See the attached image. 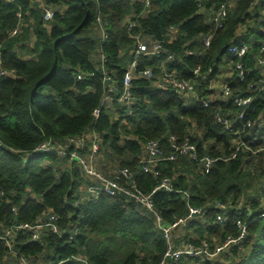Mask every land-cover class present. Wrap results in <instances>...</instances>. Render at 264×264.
I'll use <instances>...</instances> for the list:
<instances>
[{"label":"trees","instance_id":"16d2710c","mask_svg":"<svg viewBox=\"0 0 264 264\" xmlns=\"http://www.w3.org/2000/svg\"><path fill=\"white\" fill-rule=\"evenodd\" d=\"M46 0L54 11L50 22L44 19V6L35 0H0V224L9 228L19 223L35 224L48 214L59 216L60 232L44 230L39 239L21 230L13 238L15 260L45 264H264V0ZM222 3L228 17L222 28H215L211 13ZM105 18L102 38L97 17ZM134 17L137 28L128 30ZM176 34L169 40V29ZM18 30L15 35L12 33ZM213 35L211 46L201 55L202 38ZM164 40L166 56L144 57L137 69L161 68L192 78L191 70L201 64L212 67L229 83L233 94L228 101L213 100L210 107L188 105L184 95L166 89L154 93V82L134 80L133 113L123 116L124 108L113 101L102 105L106 92L104 71L121 81L131 64L135 37ZM245 43L247 55L241 59L250 71L244 81L235 71L238 58L229 54L232 44ZM105 56V68L100 60ZM2 72L5 74L3 75ZM116 73V75H115ZM82 75L83 78L78 77ZM201 85L200 96L208 92ZM251 96L246 122L235 123L229 131L215 120L220 112L233 121L241 111L233 99ZM115 106L120 115L115 117ZM101 111L98 118L95 112ZM99 138V169L107 176L129 168L137 186L151 194L165 178L181 193L157 191L152 200L164 225L187 219L189 207L202 209L179 225L182 241L195 245L207 242L211 248L228 235L244 238L230 256L212 260L182 257L164 259L168 249L163 232L145 207L125 194L102 192L76 205L82 188L92 184L76 160L56 150L39 152L44 144L60 145L59 150H75L70 139L88 135L85 146ZM189 138L197 148V159L183 155L158 163L160 175L144 173L141 164L144 145L158 140L165 156L173 153L170 142ZM59 152V151H58ZM237 152L235 158L233 154ZM216 159L205 173L202 159ZM46 163V164H45ZM112 177V176H109ZM222 205L224 208H220ZM17 209V214L13 213ZM227 217L218 222L217 217ZM177 229V230H178ZM61 233V234H60ZM180 244L179 239L175 240ZM9 248L0 240V263L9 258ZM81 260H79V259Z\"/></svg>","mask_w":264,"mask_h":264},{"label":"built area","instance_id":"2783aa9c","mask_svg":"<svg viewBox=\"0 0 264 264\" xmlns=\"http://www.w3.org/2000/svg\"><path fill=\"white\" fill-rule=\"evenodd\" d=\"M7 2H14L15 0H5ZM41 3V6H44L45 16L44 19L46 22H50L54 17V11L52 8H49L48 5H44L46 0H35ZM147 5L149 0L146 1ZM228 17V6L226 3H222L216 10L211 13L210 21H212L215 28H222L225 25V21ZM97 24L100 27L102 38H105L104 27L107 24L105 18L101 15L97 17ZM128 30L132 31L134 28H137L138 24L134 20H128ZM18 30H15L12 34L15 35ZM176 34V29L171 27L169 29L168 38L169 40L173 39ZM136 46L131 52V64L125 70L121 81H118L115 77V82L112 80V75L109 72L104 71V83H106V92L103 98L102 105H105L112 101V94H115V102L124 108L123 116H130L133 113V104L134 100L132 97V87L134 80L138 78H144L146 80H151L154 82V93L163 91L166 89H171L176 91L179 94L184 95L186 98V103L188 105L201 103L205 107H210L214 99L220 98L222 102H226L231 98L233 90L229 83H225L221 80L219 75L212 76L214 69L212 67H207L204 70L203 66L199 64L194 67L191 72L192 78H187L181 76L177 71H169L166 67L161 68V73L156 74L153 68L145 67L142 71L137 69L140 61L144 57H153L164 55L166 56V61L173 62L175 61L174 56L167 55V49L164 46V40H153L152 38L145 36L143 38L135 37ZM213 40V35H207L202 38V45L198 51L187 49L188 55H201L203 50L208 49L211 46ZM249 51V47L245 43L232 44L229 46L228 52L233 57L239 59L236 63L235 71L237 77L244 81L246 76L250 73L248 69L245 68L244 64L241 62V59L244 58ZM264 51V48H263ZM105 60V56L102 54L100 60ZM1 65V61H0ZM259 67L264 71V59L260 58ZM4 75L5 73L2 72ZM82 79L83 76L78 77ZM208 83V92L204 96L198 94L199 87ZM261 90L264 91V88ZM253 99L251 96H236L233 99L234 105L241 109L239 113L236 114L234 121L224 114L217 112L215 114V120L218 124L224 126L226 130L235 131V123L246 122V109L251 105ZM101 114L100 110L95 112V117L98 118ZM120 115H116L118 118ZM261 124H264V119L259 120ZM252 126L251 121H247L243 126L244 129L250 128ZM88 135L70 139L67 142L68 144H73L75 150L71 153H67L65 150H59L60 145H52L50 143H44L37 148V151H53L56 150L59 156H67L68 162L71 163L76 160L78 166H80L86 175L92 182L91 185L85 186L82 188L83 194L80 195V199L76 202V205L79 206L82 203H85L86 200L90 197H98L102 192L110 195L117 196L119 194H125L128 197L134 199L136 202L141 204L147 209V211L154 218L156 226L163 232L164 237L168 244V249L164 255V259H172L174 261L180 260L182 257H188L191 259H200V260H212L221 256H230L233 253L234 247L239 245L245 234V227L238 222V227L242 229V233L238 237L228 235L225 240L215 247L211 248L207 242H202V244L195 245L193 243H185L179 240L180 244L177 246L175 243L176 238L172 236L173 231L177 230L179 225L185 224L188 219L194 216H202L203 210L189 207V216L187 219L179 220L173 225H164L163 219L158 211L155 209L152 196L160 190H165L167 192H174L176 189L173 186L170 178H165L159 186H157L151 194H144L141 192L137 183L134 179L133 172L129 168L117 169L111 173L112 177L104 174L98 166L99 156V138L96 134H93L92 144L90 147L85 146L86 138ZM264 140V136L262 137ZM173 153L168 157L164 155V151L160 146L158 140H150L144 145L145 156L141 160L143 166L142 170L144 173L152 174L153 176H159L160 170L158 168V163L164 160H176L178 157L183 155H190L194 159H197V148L195 143H193L189 138L181 143H177L175 137H172L170 140ZM264 149V147H263ZM59 151V152H58ZM237 152L233 154L235 158ZM217 160L206 156L202 159V164L204 167L205 173H209L211 168L214 166ZM175 193H181L184 196H188L187 192L182 190H176ZM5 199V193L0 190V200ZM220 208H224L222 205H219ZM13 213L17 214V209L12 210ZM59 216L55 213L48 214L45 219H38L35 224L29 223H19L9 228H4L0 224V240L5 242L6 246L9 248V258H6L4 262L0 264H45L43 262H32L31 260L20 259L15 260L16 254L12 251L13 238L21 230H26L32 232V239L37 240L40 237V234L47 229H50L54 233H59L60 229L57 224L59 221ZM227 217L219 215L217 217L218 222L226 221ZM61 234V233H60ZM79 259V258H78ZM81 260V259H79ZM164 264V261L161 263Z\"/></svg>","mask_w":264,"mask_h":264},{"label":"rangeland","instance_id":"374dc122","mask_svg":"<svg viewBox=\"0 0 264 264\" xmlns=\"http://www.w3.org/2000/svg\"><path fill=\"white\" fill-rule=\"evenodd\" d=\"M129 20H134V21H136V19L134 18V17H130L129 18ZM137 22V21H136ZM138 24V23H137ZM263 45H264V43H263ZM101 62H102V65H103V70H106V68H105V60H101ZM108 71V70H107ZM106 71V72H107ZM115 75H116V73H115ZM112 101H113V97H112ZM112 101H110L109 103H107V104H105V105H103L104 107H106V106H109L111 103H112ZM193 104V103H192ZM124 113V112H123ZM116 115H119L118 114V110H117V108H116V106H115V117H116ZM260 119H264V112L261 114V116H260V118L258 119V120H260ZM46 164V163H45ZM172 236H174V238H176V239H179V240H181V239H183V236H184V231H182L181 230V228H179L178 230H175V231H173V233H172Z\"/></svg>","mask_w":264,"mask_h":264}]
</instances>
